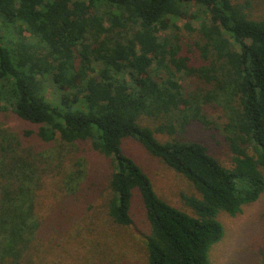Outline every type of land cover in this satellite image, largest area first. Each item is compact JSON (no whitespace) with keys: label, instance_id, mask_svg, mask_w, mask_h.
<instances>
[{"label":"trees","instance_id":"1","mask_svg":"<svg viewBox=\"0 0 264 264\" xmlns=\"http://www.w3.org/2000/svg\"><path fill=\"white\" fill-rule=\"evenodd\" d=\"M248 7L233 0H0V113L37 127L25 135L38 146L0 131V264L23 259L47 229L72 224L66 213L45 225L36 211L45 171L39 144L56 140L88 143L110 160L108 215L128 227L140 201L147 264H212L211 250L225 235L219 216L240 214L264 193V17L252 18ZM188 16L199 20L200 64L176 34V21ZM187 79L195 81L191 90ZM213 103L227 114L231 167L203 143L175 138L193 121L209 124L204 107ZM128 138L194 186L198 195L184 198L192 214L157 194L125 152Z\"/></svg>","mask_w":264,"mask_h":264},{"label":"rangeland","instance_id":"2","mask_svg":"<svg viewBox=\"0 0 264 264\" xmlns=\"http://www.w3.org/2000/svg\"><path fill=\"white\" fill-rule=\"evenodd\" d=\"M233 1L248 4L252 18L264 17V0ZM186 22L191 23L192 32L185 29ZM198 23V19L188 16L177 20L175 25L179 28L176 34L185 50H193L197 56L193 61L200 64L203 59L194 44L199 38L195 31ZM170 32L167 29L163 34ZM183 85L186 90L196 86L194 79L183 81ZM47 91L48 98L55 101L53 89L50 87ZM204 109L209 124L193 121L175 138L203 143L211 155L231 167L232 152L224 130L227 114L215 103L205 104ZM146 122L153 125L152 121ZM36 129L12 111L0 113V131L18 134L24 145L32 144L37 150L36 137L25 135L26 131ZM158 136L161 139L167 137ZM39 145L45 155L42 166L45 171L40 175L41 183L36 191L37 215L46 225L57 215L61 217L58 221L62 222V215L67 213L72 224L66 231L47 229L44 238L41 235L42 239L23 259L11 264H147L144 241L148 224L140 201L134 203L133 224L128 227L117 225L108 215L110 160L88 143L65 144L56 140ZM124 149L148 173L162 199L193 213L184 198L198 194L185 177L151 155L133 138L125 140ZM61 203L65 206L61 207ZM219 219L225 227V235L212 248L211 263L264 264V193L254 203L244 206L240 214L230 216L223 213Z\"/></svg>","mask_w":264,"mask_h":264}]
</instances>
